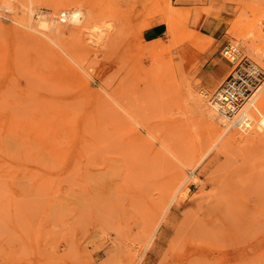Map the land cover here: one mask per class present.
<instances>
[{"label": "rangeland", "instance_id": "1", "mask_svg": "<svg viewBox=\"0 0 264 264\" xmlns=\"http://www.w3.org/2000/svg\"><path fill=\"white\" fill-rule=\"evenodd\" d=\"M258 1L0 0V264H264V142L212 145L188 102L225 45L264 71Z\"/></svg>", "mask_w": 264, "mask_h": 264}, {"label": "bare ground", "instance_id": "2", "mask_svg": "<svg viewBox=\"0 0 264 264\" xmlns=\"http://www.w3.org/2000/svg\"><path fill=\"white\" fill-rule=\"evenodd\" d=\"M57 3L61 4L59 1ZM59 4H57V5L60 6ZM58 6H56V7H58ZM62 6H64V5L61 4L60 7H62ZM255 8L260 13H264V0H259L257 2V5H256ZM70 13L71 14L67 15L69 17L68 25H69V23L73 24V22L77 23L78 18H79L78 14L75 11L70 12ZM259 17H256V19H253V21H252V25L255 28L253 29L252 36L250 38L251 39L250 40V43H251L250 44V50L256 56L257 60L261 64H264V32L261 31V26L259 27V19H258ZM59 20L60 21H66V12L65 11H62L61 13H59ZM79 21H80V19H79ZM48 22L49 21H46V20L43 19V21L42 20L39 21L38 24L41 27H43V28L45 26L47 27L48 25H50L49 26V30L51 31L50 33H53V34H58L59 35L61 32L65 31V27H67V23H66V25H64V24L60 25V24H58V22H55V20L54 21L51 20L50 24ZM78 30H80V29H78ZM78 30L76 31V34H77ZM74 31H75V29H74ZM74 31H73V33H74ZM33 34H35V33H33ZM68 34H71L69 32V30H68ZM75 36H74V38H75ZM38 37H37V39H38ZM41 37H43V36H41ZM53 39L54 38H52V40ZM82 42H83V40H82ZM80 45H81V43H80ZM80 51H81V49H80ZM52 54H53V52H52ZM72 55H73V52H72ZM125 67H126V64L124 63V61L121 62V67L120 68L118 67V70L120 69L118 74H120L119 77H120L122 82L123 81L125 82V80L129 78L128 77L129 74L126 73ZM227 78H229V74L226 76L225 79H227ZM223 82L224 81H222L214 89V91H212V94H211V96H210V98L208 100L209 106L205 102L206 101L205 100V96L206 95H204V93H202V91H199L200 96L195 94V93L191 94L190 97L188 96L190 98V99L188 98V100H189L188 102H189L190 106L200 115V117L205 122H207V123H209L211 125L210 127L212 128L213 132L215 133V141L212 143V145L218 143V141L220 139L222 141V143H220V145H224V144L229 145V144H234V143H236V145H238L237 143L260 144V143L264 142V115H262V117L257 122L258 125L256 124V126H258V128H255V129H259L260 128V131L261 130L262 131L261 132L257 131V130L254 131L255 130L254 129V130H252V132L247 133L250 129H253V127H254L252 125V121H253V118L255 116H258V115H256V114H258L256 112L264 110V90H262V88H264V85L259 86L251 95H244L243 94L242 97L238 98L237 100H233V98L229 99V95L225 94L222 89H219V87L222 85ZM215 92H216V94H215ZM110 96H111V94H110ZM126 105H127V103H126ZM121 108H122V106H121ZM128 109H127V111L129 113L130 109L129 110ZM127 111H125V112H127ZM122 113H124V110L122 111ZM131 113H133V111ZM124 115H123V118H126L127 115L125 117H124ZM121 116H122V114H121ZM122 121H124V119ZM217 122L218 123L219 122L223 123V128L220 129L219 125L217 124ZM129 125H131V123H129ZM235 126L238 127L236 129H238L240 131H243L245 134H241V132L237 133V131L231 129L232 127H235ZM194 181H195V179H194Z\"/></svg>", "mask_w": 264, "mask_h": 264}, {"label": "built area", "instance_id": "3", "mask_svg": "<svg viewBox=\"0 0 264 264\" xmlns=\"http://www.w3.org/2000/svg\"><path fill=\"white\" fill-rule=\"evenodd\" d=\"M222 53L235 62L229 78L219 87L229 95V99L237 100L243 94L251 95L259 86L264 85V71L247 57L241 56L235 47L225 45Z\"/></svg>", "mask_w": 264, "mask_h": 264}, {"label": "crops", "instance_id": "4", "mask_svg": "<svg viewBox=\"0 0 264 264\" xmlns=\"http://www.w3.org/2000/svg\"><path fill=\"white\" fill-rule=\"evenodd\" d=\"M192 0H180L181 6H188L191 4ZM214 1V0H206ZM166 30V25L161 21L153 22L149 28L144 32V36L147 37V40L156 39L161 37Z\"/></svg>", "mask_w": 264, "mask_h": 264}]
</instances>
